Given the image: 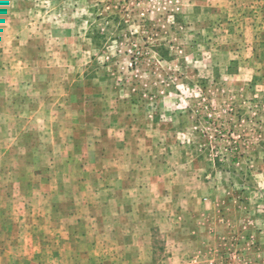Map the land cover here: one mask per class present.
Masks as SVG:
<instances>
[{
  "label": "rangeland",
  "instance_id": "rangeland-1",
  "mask_svg": "<svg viewBox=\"0 0 264 264\" xmlns=\"http://www.w3.org/2000/svg\"><path fill=\"white\" fill-rule=\"evenodd\" d=\"M212 198L264 224V0H0V264H161Z\"/></svg>",
  "mask_w": 264,
  "mask_h": 264
},
{
  "label": "crops",
  "instance_id": "crops-1",
  "mask_svg": "<svg viewBox=\"0 0 264 264\" xmlns=\"http://www.w3.org/2000/svg\"><path fill=\"white\" fill-rule=\"evenodd\" d=\"M249 202L247 200L246 205L250 208ZM211 203V210L205 213L200 209L198 212L197 209L189 208L190 211L185 210L182 216H177L179 226L172 232L173 236L177 233L176 242L171 237L172 242L167 243L161 252V264H210V257L214 258L224 240H230L235 233L249 235L254 239L256 249L253 251L252 262L264 264V224L260 227L250 224L243 210V202L230 204L229 198H212ZM246 205L245 209H249ZM259 211L261 213L258 215L264 223V203L261 210H257V207L254 209L255 216H258ZM254 221L258 222L256 219Z\"/></svg>",
  "mask_w": 264,
  "mask_h": 264
}]
</instances>
